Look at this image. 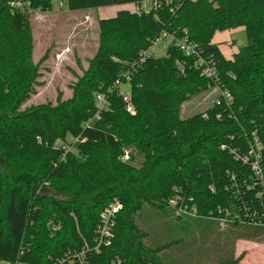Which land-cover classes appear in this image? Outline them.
<instances>
[{"label": "trees", "instance_id": "16d2710c", "mask_svg": "<svg viewBox=\"0 0 264 264\" xmlns=\"http://www.w3.org/2000/svg\"><path fill=\"white\" fill-rule=\"evenodd\" d=\"M10 1L15 0H0V264H53L70 248L92 242L100 212L114 197L124 207L113 242L92 263L121 258L127 264H165L160 253L176 242L146 244L147 232L136 219L145 205L168 206L178 188L195 198L202 215L217 216L219 207L240 211L255 197L247 189L253 174L220 144L232 135L233 143L257 137L264 146V0H163L160 9L140 15L122 8L98 19L99 45L73 84V95L27 106L44 85L41 68L49 50L34 60L31 14L13 12ZM24 1L33 11L54 9L55 0ZM59 1L75 12L143 0ZM235 29L245 31L247 43L227 59L213 38ZM163 30L180 37L187 30L191 41L213 55L232 102L208 104L209 99L206 107L182 117L183 104L208 83L193 68V58L176 46L133 67ZM179 60H186L185 76ZM127 72L135 114L127 112L115 86ZM99 91L108 93L104 109L97 105ZM125 150L129 161L122 159ZM171 209L178 220L208 218Z\"/></svg>", "mask_w": 264, "mask_h": 264}, {"label": "rangeland", "instance_id": "374dc122", "mask_svg": "<svg viewBox=\"0 0 264 264\" xmlns=\"http://www.w3.org/2000/svg\"><path fill=\"white\" fill-rule=\"evenodd\" d=\"M120 5L72 12L61 1H54L48 12L33 11L31 24L35 36L34 60L38 62L48 51L42 65L37 92L25 106L62 99L73 95V84L83 75L89 59L99 45L98 19L115 16ZM216 43L225 58H232L239 47L246 45L243 29L215 33ZM131 85L122 83L121 92L130 93ZM205 94L193 96L182 106L181 116L188 117L207 106ZM138 224L147 232L146 244L157 247L176 242L160 256L165 264H227L240 257L238 264H264V225L222 221L215 218H175L169 206L153 208L145 205L136 215ZM1 264H6L5 261Z\"/></svg>", "mask_w": 264, "mask_h": 264}, {"label": "built area", "instance_id": "2783aa9c", "mask_svg": "<svg viewBox=\"0 0 264 264\" xmlns=\"http://www.w3.org/2000/svg\"><path fill=\"white\" fill-rule=\"evenodd\" d=\"M168 1V0H167ZM163 0H143L141 3H135V8L132 10L136 14L148 13L150 11H156L163 6ZM30 3L24 0H15L8 3L12 11H21L24 13H32L33 10L28 6ZM63 4V2H61ZM184 36H178L175 32H169L163 30L160 34L151 39L142 49L140 57L133 62V67L136 68L142 65L147 58L151 56H163L166 55L170 46L178 47L188 58H193V68H196L200 75L207 80L208 88L201 91L206 97L204 101L209 100L208 104H220L222 98L230 103L233 97L229 90L226 88L222 81L220 70L217 60L212 54L207 53L206 49L199 46L197 43L191 41L188 37V31L185 30ZM118 61V59H115ZM178 66L180 69V75L185 76L187 72L186 60H179ZM130 73H124L120 79L115 82L116 89L119 95L122 97L125 109L130 114L136 113V106L133 102L131 91L130 93L121 92L122 83H130ZM96 101L99 109H104L109 105L108 93L105 91H99L96 94ZM221 115L218 114V117ZM99 118V113L95 118ZM90 127V121L84 125V128ZM230 142H222L220 148L227 151L237 161L241 162L244 166L248 167L253 174L254 183L248 185L249 191L255 192V197L250 201L243 203L242 209L236 211L234 205L232 209L224 210L221 207L218 208V215L213 216V212L210 215H202L199 212V206L194 197L187 196L181 192L178 188L174 189V193L167 200V205L173 208L178 214L190 216V217H202L215 218L224 221H239L240 223H254L264 225V202L262 198L264 196V162H263V144L259 138L254 137L252 140L247 138H240L236 143L232 140L234 136L228 137ZM72 142H76L78 138H71ZM39 142L42 143V139L39 137ZM47 144V142H45ZM73 144V143H72ZM60 143L56 142L55 147H59ZM124 161H129L130 154L128 150L124 151L122 156ZM233 185L238 187L237 179L234 174L231 175ZM212 190L215 188L212 186ZM225 190H229L226 186ZM123 202L114 197L100 212L99 221L95 228V236L92 242H86L80 248H70L63 253L62 256L54 260L53 264H93L92 258L96 254H101L102 251L111 246L114 237V227L117 217L123 209ZM6 262V261H5ZM6 264H23L20 260L14 262H6ZM112 264H127L123 259L116 258L112 260Z\"/></svg>", "mask_w": 264, "mask_h": 264}, {"label": "crops", "instance_id": "0c3cea01", "mask_svg": "<svg viewBox=\"0 0 264 264\" xmlns=\"http://www.w3.org/2000/svg\"><path fill=\"white\" fill-rule=\"evenodd\" d=\"M120 6H123L122 8H127L132 11L135 8V3L125 4V5H120Z\"/></svg>", "mask_w": 264, "mask_h": 264}]
</instances>
